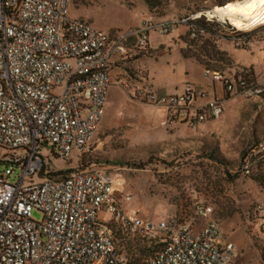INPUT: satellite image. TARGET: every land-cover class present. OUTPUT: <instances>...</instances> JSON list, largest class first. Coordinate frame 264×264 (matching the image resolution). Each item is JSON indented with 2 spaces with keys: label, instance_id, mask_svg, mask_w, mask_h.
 Wrapping results in <instances>:
<instances>
[{
  "label": "built area",
  "instance_id": "obj_1",
  "mask_svg": "<svg viewBox=\"0 0 264 264\" xmlns=\"http://www.w3.org/2000/svg\"><path fill=\"white\" fill-rule=\"evenodd\" d=\"M73 3L0 0V147L7 163L0 173V264H133L115 241L117 229L132 240L168 238L145 264H232L237 247L223 238L209 207L195 208L206 219L200 230L187 225L184 216L143 221L125 208L124 188L104 166L34 182L43 170L57 171L40 155L42 146L51 144L53 155L66 162L73 153L80 158L90 152L113 85L110 67L127 56L129 39H136V47L146 46L151 32L167 36L181 25L188 26L192 37L206 33L202 15L181 21L150 15L140 28L111 42L110 35L71 16ZM206 22L225 29L238 49L264 44V24L240 30L216 14ZM205 79L213 89L188 82L182 94L164 96L125 79L119 83L135 100L165 110L171 124H185L195 133L220 120L229 101L264 95V80L250 71L231 79L205 68ZM244 160V176L250 177L258 164L264 167V139ZM17 172L18 181L11 183ZM34 211L42 214L41 220L33 218ZM104 211L112 215L109 223L99 220Z\"/></svg>",
  "mask_w": 264,
  "mask_h": 264
},
{
  "label": "rangeland",
  "instance_id": "obj_2",
  "mask_svg": "<svg viewBox=\"0 0 264 264\" xmlns=\"http://www.w3.org/2000/svg\"><path fill=\"white\" fill-rule=\"evenodd\" d=\"M151 1L156 4L149 5L147 0H74L71 16L120 37L136 30L149 15L165 21L202 15L200 25L206 33L192 37L187 25L167 36L151 32V48L146 52L132 49L120 63L119 80L110 88L90 152L79 159L73 153L64 162L53 155L49 144L40 148V155L60 171H83L95 165L111 168L124 188L125 208L135 210L146 222H169L184 216L187 225L200 230L206 219L195 208L209 207L223 238L237 247L232 264H264V167L254 177L240 174L246 153L264 137V98L233 99L224 104V115L213 122L218 123L214 129L195 133L181 123L168 127L161 109L135 100L119 83L125 79L132 85L152 84L174 95L182 94L189 81L210 89L205 68L232 74L248 67L241 62L251 61L255 64L252 70L264 73V44L257 42L251 50H240L227 38L225 29L207 24L208 12L236 0ZM217 35L223 39L217 41ZM234 84L236 93L235 80ZM217 88L221 94V85ZM5 155L0 149V157ZM4 170L0 166V173ZM18 175L10 182H17ZM43 181L34 179L35 183ZM33 218L41 220L42 214L34 211ZM99 220L109 223L112 215L104 211ZM115 238L135 264H145L158 250L120 232Z\"/></svg>",
  "mask_w": 264,
  "mask_h": 264
},
{
  "label": "bare ground",
  "instance_id": "obj_3",
  "mask_svg": "<svg viewBox=\"0 0 264 264\" xmlns=\"http://www.w3.org/2000/svg\"><path fill=\"white\" fill-rule=\"evenodd\" d=\"M229 5L232 7L229 8ZM248 5L254 6L248 7ZM214 14L240 30L249 31L264 24V3L260 0H236L222 7H216L207 15Z\"/></svg>",
  "mask_w": 264,
  "mask_h": 264
},
{
  "label": "trees",
  "instance_id": "obj_4",
  "mask_svg": "<svg viewBox=\"0 0 264 264\" xmlns=\"http://www.w3.org/2000/svg\"><path fill=\"white\" fill-rule=\"evenodd\" d=\"M147 3L149 4V5H155L156 3H152V1L151 0H147ZM189 35H191V33H189ZM126 46H127V49H128V51H130V50H132V49H134V50H138V51H140V52H146V51H148L151 47L149 46V45H146V46H141V47H136V39H129L128 41H127V43H126ZM251 49H253V48H245V49H240V50H243V51H247V50H251ZM127 56H128V54H127ZM242 71H247V72H249V71H252V68L250 67H247V68H245V69H243ZM262 98H264V95H261V96H259L258 97V99H262ZM248 100H252V99H248ZM264 139V137L262 138V139H260L258 142H260L261 140H263ZM257 142V143H258ZM256 143V144H257ZM255 144V145H256ZM254 145V146H255ZM253 146V147H254ZM252 147V148H253ZM252 148H250V150L252 149ZM0 149H2V150H4L3 148H1L0 147ZM250 150L248 151V152H250ZM6 151V150H5ZM248 152L246 153V155H245V158H246V156H247V154H248ZM3 158H4V156L3 157H0V166H7V163L6 162H4V160H3ZM77 159H79V158H77ZM64 162H66V161H64ZM245 166V160L243 161V164H242V168H241V170H240V174L241 175H243V173H244V169H243V167ZM104 167H107V166H104ZM261 165L260 164H258L255 168H253V170H252V174H251V176L250 177H254L256 174H260L261 173ZM89 169V168H88ZM57 170V169H56ZM84 171V170H83ZM46 172V170H43V172L39 175V178H41V179H44V178H49V179H66L67 177H69V176H71V175H73L74 173H77V172H79V171H71V170H57L55 173H50V174H46L45 173ZM244 176V175H243ZM118 231H120V229H117V232ZM117 232L115 231V235L117 234ZM142 242H146V244H148V247L150 248V249H159L160 247H162V246H164L165 244H166V242L168 241V238L167 237H165V236H160L158 239H156V240H152V241H147V240H145V239H140ZM115 241H116V238H115ZM116 243H117V241H116ZM132 263L133 264H135L133 261H132Z\"/></svg>",
  "mask_w": 264,
  "mask_h": 264
},
{
  "label": "crops",
  "instance_id": "obj_5",
  "mask_svg": "<svg viewBox=\"0 0 264 264\" xmlns=\"http://www.w3.org/2000/svg\"><path fill=\"white\" fill-rule=\"evenodd\" d=\"M150 16V15H149ZM153 16V15H152ZM155 19H157V20H161V19H158V18H156L155 16H153ZM145 18V17H144ZM143 18V19H144ZM143 19H142V21H143ZM142 21L140 22V24L138 25V27L136 28V29H138V28H140V26H141V24H142ZM114 39H115V37H112L111 36V42H113L114 41ZM150 47H151V45H150V42H149V44H148ZM125 60V58H117L114 62H113V64L111 65V67H110V70H109V73H110V76H111V79H112V81H113V85H115L116 83H117V81L119 80L118 78H119V75H120V73H119V70H120V63L122 62V61H124ZM241 64L243 65V66H245V67H254V63H252L251 61H250V63H243V62H241ZM250 72H252V74L258 79V80H264V73H259V72H257L256 70H252V71H250ZM243 74V71L242 70H238L237 72H234V73H232V74H226V75H228L231 79H233V77L235 76V77H240L241 75ZM190 83H191V81H189ZM197 86H199V87H201V88H204V89H206V86H203V85H198V84H196ZM207 86H209V88L210 89H213V87H211L210 85H208V83H207ZM133 87H145V88H147L148 90H150L151 92H153L154 94H156L157 96H164V95H171L172 93H170V92H168V91H161V90H159V89H157V88H154L153 87V85L152 84H146L145 83V85H140V84H134L133 85ZM216 90H217V88H216ZM232 101V100H231ZM231 101H229V102H231ZM228 102V103H229ZM148 105V104H147ZM149 106H152V107H157V106H154V105H149ZM157 108H159V109H161L162 110V113H161V117H162V119H164L165 120V122H166V125L168 126V127H175L177 124H171L169 121H168V119H167V116H166V112H165V110H163L162 108H160V107H157ZM217 121H219V120H217ZM213 122H216V121H211V122H209V123H207V124H205L203 127H202V130L200 131V132H205L206 134L207 133H209L212 129H214V126H216L218 123H213ZM109 168V167H108ZM109 169H111V168H109ZM199 223V222H198Z\"/></svg>",
  "mask_w": 264,
  "mask_h": 264
},
{
  "label": "snow or ice",
  "instance_id": "obj_6",
  "mask_svg": "<svg viewBox=\"0 0 264 264\" xmlns=\"http://www.w3.org/2000/svg\"><path fill=\"white\" fill-rule=\"evenodd\" d=\"M261 3H264V0H260ZM254 5H248V7H253ZM232 6L229 5V8H231Z\"/></svg>",
  "mask_w": 264,
  "mask_h": 264
}]
</instances>
